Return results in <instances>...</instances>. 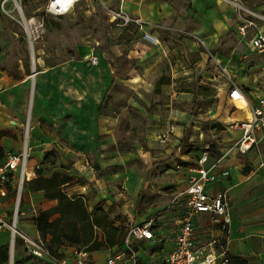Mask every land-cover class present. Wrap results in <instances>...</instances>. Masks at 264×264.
<instances>
[{"label":"rangeland","instance_id":"obj_1","mask_svg":"<svg viewBox=\"0 0 264 264\" xmlns=\"http://www.w3.org/2000/svg\"><path fill=\"white\" fill-rule=\"evenodd\" d=\"M47 2L0 0V131L12 134L18 150L28 142L36 171L70 176L64 191L90 211L103 208L116 221L127 216V226L154 218L159 238L173 233L187 209L183 195L174 208L190 173L186 159L198 160L208 145L216 157L220 146L233 148L237 140L236 123L225 121L227 110L240 111L231 109L232 79L249 95L264 88L255 83L264 79L257 60L241 64L246 49L231 5L80 0L72 12L54 16ZM245 2L264 8V0ZM234 158L227 182L233 170L248 174L264 163V144L236 150ZM255 180L264 191V166ZM32 192L39 212L55 207L56 199ZM27 222L20 227L32 232ZM58 232L57 241L46 235L53 248L69 244ZM2 245L9 247L6 264H38L27 260L22 243L13 256L9 239ZM159 249L147 245L143 264H164Z\"/></svg>","mask_w":264,"mask_h":264},{"label":"built area","instance_id":"obj_2","mask_svg":"<svg viewBox=\"0 0 264 264\" xmlns=\"http://www.w3.org/2000/svg\"><path fill=\"white\" fill-rule=\"evenodd\" d=\"M224 1L232 7L239 39L245 45L246 54L242 55L241 64L246 66L248 59L251 63L257 60V64L264 71V8L250 6L245 0ZM79 2L80 0H48L46 11L54 16H63L72 12ZM120 16L127 23L131 20L129 16ZM94 62L98 60L94 59ZM229 98L232 111L241 110L237 101L245 98L252 119L234 123L242 130V136L233 148L213 157L212 146L208 145L195 166L190 168L189 185L175 199L176 201L182 195L186 196L188 208L174 237L175 244L167 253L164 264H231L228 240L212 237L206 244L201 245L197 239L195 222L198 214L206 213L210 215L212 225L219 229L226 230L231 225V190L214 189V185L230 175L229 169L225 168L223 163L233 149L238 147L241 151H246L264 137V94L252 98L232 79ZM30 157L31 147L27 141L21 151L5 152L0 157V232L9 231L13 248L15 244L22 243L28 251L31 263L37 261L38 264H94V251L75 245H63L54 252L50 249L48 240L39 231L35 219L40 212L29 188L37 171L35 167L30 166ZM26 192L30 193V199L25 201ZM24 220L29 221L27 223L33 227V232L20 227ZM155 237L153 220L132 222L124 243L107 249L109 253L106 264H139L140 242L153 240Z\"/></svg>","mask_w":264,"mask_h":264},{"label":"crops","instance_id":"obj_3","mask_svg":"<svg viewBox=\"0 0 264 264\" xmlns=\"http://www.w3.org/2000/svg\"><path fill=\"white\" fill-rule=\"evenodd\" d=\"M254 66L261 68L259 64H256ZM262 74L264 75V71L262 72ZM255 83L256 85L260 83L264 85V79L259 80L258 82H255ZM261 87L262 86L260 87L255 86L257 90L256 94H253V95H249L248 93L247 94L252 98L257 97V95L259 94H264V88H261ZM234 133L237 135V140L241 138L242 136L241 129L239 128L235 129ZM15 141L16 140L11 138L10 136L3 137L2 144L5 148V152L21 151V150H18L19 148H15L17 144L15 143ZM217 144L220 145L221 143L218 141ZM263 144H264V137L260 138L259 141L255 143L250 149L246 151H242V152L246 153L249 151L250 152L254 151L256 148L260 147ZM219 148L221 152H224L228 149L222 146H220ZM236 150L238 151L240 149L239 148L233 149L231 153L228 155L225 162L223 163L225 168L229 169L230 175H231V170L238 164L237 160L234 158V152ZM186 161L187 162L184 165L185 167L187 166L186 168H188L190 172V168L192 166H195L197 160L193 162V160L190 161L186 159ZM262 166H264V163H260L259 166L256 167V169L252 170L248 174H242L240 171L233 170V174H234L233 180L228 181V182L226 181L228 177L230 176L229 175L228 177H223L222 180L220 181L224 183L222 186L220 187L217 186L218 183L220 182L214 185V189L229 188L231 190L232 223L226 230H222L212 225L209 214H206V213L198 214L195 217V222H196V228H197V239L201 245L206 244L209 241V239L212 237H223L224 239L228 240V246H229L228 254L232 258V260L233 258L241 259V260L244 259L248 262V264H264V197H263L264 191H260L258 187H253V186H256V184L260 182V181L255 180V176L262 172ZM189 176H190V173H189ZM261 177L262 176L260 175L259 178ZM185 182H187V185L185 186V188L183 190L178 191L176 195L174 196V208H178V206H180L178 205V203L182 199V197H180L179 200H176V201L175 199L178 194L183 192L188 187L189 177L188 179H186ZM32 195L35 201L34 194L32 193ZM184 198L187 202V199H186L187 197L185 196ZM26 199L28 200L30 199V193L26 195ZM186 210L183 212V214L186 212ZM150 220H153V228H154L155 219L152 218ZM181 222L179 223L180 225H181ZM27 225L31 228L33 232L34 230L33 227L29 224ZM179 227H177L173 233L165 235L162 238L158 237L159 235L154 228V232L156 234L155 239L142 241L139 244V253H140L139 264H143L146 262L147 254L145 252H146L147 245L160 246V249L158 250L157 253L158 254L160 253L162 255L163 262H164L167 253L173 248L175 244L174 237ZM2 235H5L6 238L0 241V245H1V242L5 241L6 239L7 240L9 239L10 241V233L8 230L0 232V236ZM108 253L109 251L107 249L94 251L93 252L94 264H106Z\"/></svg>","mask_w":264,"mask_h":264},{"label":"trees","instance_id":"obj_4","mask_svg":"<svg viewBox=\"0 0 264 264\" xmlns=\"http://www.w3.org/2000/svg\"><path fill=\"white\" fill-rule=\"evenodd\" d=\"M4 136H12V134L9 131H0V157L5 154L2 144ZM37 172L38 175L29 184L30 190L43 191L48 198L57 200L54 208L44 210L36 217L38 229L44 238L47 239L46 235L52 234L56 241L59 238L58 230L61 229L62 235L69 240V244L57 245L56 248H53L48 241L52 251H58L63 245H75L89 251H99L124 243L129 227L125 224L127 216H122V219L116 221L110 218V211L103 208L90 211L80 197H70L64 191L63 186L70 181V176L55 172L48 177L41 169H38ZM55 213L59 215L53 219ZM77 216L81 218V222L76 220ZM118 221L119 223H117ZM68 223H72L70 231L65 227ZM97 227L102 228L106 234L104 238L96 236L95 229ZM81 242L84 243V246H80ZM9 259V247L0 246V264H6ZM231 264H248V262L244 259L233 258Z\"/></svg>","mask_w":264,"mask_h":264},{"label":"bare ground","instance_id":"obj_5","mask_svg":"<svg viewBox=\"0 0 264 264\" xmlns=\"http://www.w3.org/2000/svg\"><path fill=\"white\" fill-rule=\"evenodd\" d=\"M223 2L224 0H219V3H223ZM32 21L33 20H31L30 22ZM34 96H35V88L33 90L31 107L34 102ZM237 103L239 104L240 108H242L239 111L238 115L234 116L233 113L230 112V110H227L225 114V121L228 125L236 123L237 121H250L252 119V113L247 109L248 101L245 98H243V99L238 100ZM13 254H14V248L12 250V255Z\"/></svg>","mask_w":264,"mask_h":264},{"label":"water","instance_id":"obj_6","mask_svg":"<svg viewBox=\"0 0 264 264\" xmlns=\"http://www.w3.org/2000/svg\"><path fill=\"white\" fill-rule=\"evenodd\" d=\"M10 253H11V251H10ZM11 257H12V256H11ZM11 261H13L12 258H11Z\"/></svg>","mask_w":264,"mask_h":264}]
</instances>
